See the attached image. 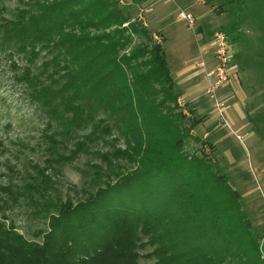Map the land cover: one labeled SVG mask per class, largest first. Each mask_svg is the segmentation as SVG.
I'll return each instance as SVG.
<instances>
[{
  "label": "trees",
  "instance_id": "trees-1",
  "mask_svg": "<svg viewBox=\"0 0 264 264\" xmlns=\"http://www.w3.org/2000/svg\"><path fill=\"white\" fill-rule=\"evenodd\" d=\"M36 4V13L23 11L0 28L2 44L28 55L29 62L51 47L55 65L66 71L61 87L44 86L33 97L43 101L54 119L65 120L70 133L105 111L133 141L130 148L142 155L138 158L145 171L107 183L76 205L61 204L49 218L42 244L0 221V264H137L139 250L148 244L156 246V264H264V248L238 206L239 193L222 177L203 179L206 164L180 153L183 130L173 113L162 111L166 102L176 104L180 98L163 47L141 46L119 57L130 42L127 27H122L130 18L114 0ZM129 26L133 33L149 36ZM111 27L114 31L107 32ZM22 79L33 88L38 82L29 69ZM161 90L164 101L159 103ZM94 126L77 149L99 131L113 130L105 120ZM181 172L185 180L174 179ZM137 188L141 190L136 195Z\"/></svg>",
  "mask_w": 264,
  "mask_h": 264
},
{
  "label": "rangeland",
  "instance_id": "rangeland-1",
  "mask_svg": "<svg viewBox=\"0 0 264 264\" xmlns=\"http://www.w3.org/2000/svg\"><path fill=\"white\" fill-rule=\"evenodd\" d=\"M36 1L0 0V28L23 11L36 13ZM114 1L132 25L149 35L133 33L131 26L127 27L130 42L119 57L131 55L141 46L156 45L153 35L160 36L174 93H180L177 103L166 102L162 111L173 113L183 130L180 153L189 161L206 164L209 170H202L203 179L209 181L212 174L222 177L239 193L238 206L264 248V0H211V5L207 0H191L190 9L187 0H156L152 4L126 0V6ZM182 9L195 17L194 27L179 19ZM143 11L146 26L139 21ZM198 25H203L208 40L216 30L228 32L233 64L228 84L215 98L208 95L206 77V70L215 66L212 48L198 32ZM3 36L0 29V221L28 241L42 244L50 230L49 218L58 213L61 204L71 201L76 205L107 183L145 168L139 163L142 155L132 152L133 141L122 134V125L115 124L103 110L94 114L87 127L67 132L66 121L54 119L43 101L33 97L44 86L58 89L65 83L61 76L66 71L54 62L56 51L51 47L41 50L29 62L28 55L2 44ZM204 61L206 66H200ZM28 69L38 79L35 88L22 79ZM163 98L161 90L158 102ZM179 100L186 103L185 108ZM101 120L112 126V133L99 131L86 147L77 149V143L85 141ZM177 176L178 181L187 177L183 172L174 179ZM217 190L223 199L221 188ZM155 249L149 244L140 249L137 264H156Z\"/></svg>",
  "mask_w": 264,
  "mask_h": 264
},
{
  "label": "built area",
  "instance_id": "built-area-1",
  "mask_svg": "<svg viewBox=\"0 0 264 264\" xmlns=\"http://www.w3.org/2000/svg\"><path fill=\"white\" fill-rule=\"evenodd\" d=\"M122 5H125L126 0H117ZM150 11V10H149ZM146 11V12H149ZM145 11H143L140 16V22L144 23L146 26V19L144 18ZM179 19L186 21L190 27L195 26V17L185 11L181 10L179 12ZM130 22L124 25V27H129ZM153 41L155 44L160 45L162 40L159 35H153ZM210 46L212 48L213 59L215 61V66L212 69L206 70V77L209 82L208 95L215 98L217 92L225 85L228 84L230 79V68L233 64L232 54L230 53L229 38L226 32L222 30H216L210 39ZM200 66H206V62H202ZM181 107L185 108L186 103L181 100L178 101Z\"/></svg>",
  "mask_w": 264,
  "mask_h": 264
},
{
  "label": "crops",
  "instance_id": "crops-1",
  "mask_svg": "<svg viewBox=\"0 0 264 264\" xmlns=\"http://www.w3.org/2000/svg\"><path fill=\"white\" fill-rule=\"evenodd\" d=\"M156 0H143V2L144 3H148V4H152L153 2H155ZM189 1V2H188ZM207 2L208 3H210V5H211V0H207ZM236 2V1H235ZM185 3H189V6H188V8L190 9V8H193V7H191V0H187V1H185ZM155 9H156V13L157 14H159V11H160V9L158 8V6L157 7H155ZM159 10V11H158ZM182 10H185V11H188V9H182ZM224 10V9H223ZM222 10V11H223ZM189 12V11H188ZM195 15V14H194ZM196 16V15H195ZM196 20H197V22L199 21V18L196 16ZM199 26V28H198V32L199 31H201V32H199L200 34H201V36H203V37H205L206 38V41L205 42H207V45H209L210 46V40H208L209 38V34H207L206 33V31L204 30V27H203V25H198ZM161 29V28H160ZM211 47V46H210ZM213 59V58H212Z\"/></svg>",
  "mask_w": 264,
  "mask_h": 264
}]
</instances>
